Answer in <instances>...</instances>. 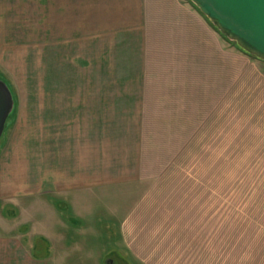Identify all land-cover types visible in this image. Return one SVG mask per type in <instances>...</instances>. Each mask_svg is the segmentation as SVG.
<instances>
[{"label":"crops","instance_id":"obj_1","mask_svg":"<svg viewBox=\"0 0 264 264\" xmlns=\"http://www.w3.org/2000/svg\"><path fill=\"white\" fill-rule=\"evenodd\" d=\"M18 48L53 67L124 62L132 80L149 83L30 87L34 101L16 102L0 151V200L30 209L36 239L28 249L18 236L0 235V264H102L103 250L87 242L101 235L87 231L85 216L87 198L106 205L109 191L120 199L107 215L119 217L116 241L133 264H264V242L251 237L248 216L238 221L218 207L205 211L197 184L188 191L159 177L155 158L140 147L146 104L184 110L200 87L207 102H219L236 76L250 72L236 63L249 64L250 56L237 55L243 52L188 0H0V62H17L6 56ZM61 48L71 57L62 59ZM45 195L63 203L56 210ZM27 197L31 202L21 203Z\"/></svg>","mask_w":264,"mask_h":264},{"label":"rangeland","instance_id":"obj_2","mask_svg":"<svg viewBox=\"0 0 264 264\" xmlns=\"http://www.w3.org/2000/svg\"><path fill=\"white\" fill-rule=\"evenodd\" d=\"M221 36L226 44L237 48L234 42ZM18 49L17 54L13 55L15 49L14 53L6 56L17 62H0V77L7 81L14 93L15 104L34 101L37 96L30 94V87H140L147 82L146 79L132 80L131 64L124 62L61 61L53 67L52 62L34 61L43 56L31 55L29 49L28 52L24 48ZM60 52L62 59L71 57L69 48H61ZM111 58L114 59L110 55ZM249 58L252 60L249 64L247 60L237 59V65L248 67L250 72L242 79L236 76L229 96L226 94L219 98V102H207L209 95L205 94V88L200 87V94L187 97L184 104L187 109L184 110H160L164 104H146L145 109L140 110V131L144 136L140 147L155 158L157 171L161 174L159 177L185 184L188 191L197 184V197L202 198L205 211L212 208L215 213L218 207L220 215L235 216L238 221H244L239 216H248L252 221L248 223L252 225L251 237L264 242V61L252 56ZM138 67L139 64L135 74L140 75ZM232 91H235V96L231 95ZM160 121H167L169 125L147 127L148 122L155 125ZM10 122L8 119L0 139V151ZM103 194L102 201L106 205H101L99 198H87L91 201L90 215L85 216L89 223L87 231L101 235L99 240L87 242L103 250L105 258L102 264H133L116 241L119 232L114 219L119 217L107 215V210L113 207L110 208L112 201L120 199V196L111 191ZM45 196L43 198L56 210L63 203L55 196ZM30 199L24 198L21 203L27 205ZM23 208L30 211L26 206ZM23 208L0 200V235L18 236L23 246L29 249L36 239V233L32 231L34 216L30 215L31 211L27 215L21 214ZM2 210H6L7 216L2 214ZM248 217L246 221H249ZM81 238L79 235L73 241L81 243Z\"/></svg>","mask_w":264,"mask_h":264},{"label":"water","instance_id":"obj_3","mask_svg":"<svg viewBox=\"0 0 264 264\" xmlns=\"http://www.w3.org/2000/svg\"><path fill=\"white\" fill-rule=\"evenodd\" d=\"M188 1L242 52L264 61V0ZM14 113L13 93L7 81L0 77V139Z\"/></svg>","mask_w":264,"mask_h":264},{"label":"trees","instance_id":"obj_4","mask_svg":"<svg viewBox=\"0 0 264 264\" xmlns=\"http://www.w3.org/2000/svg\"><path fill=\"white\" fill-rule=\"evenodd\" d=\"M205 19H206V18H205ZM206 20H207V19H206ZM207 22H208V20H207ZM208 23L212 26V24H211L210 22H208ZM212 27H213V26H212ZM213 28H214V27H213ZM214 29H215V28H214ZM215 30H216V29H215ZM216 31H217V30H216ZM238 49H239V48H238ZM239 50H240V49H239ZM2 212H3V213H2L3 215L7 216L8 213L6 212V210H2Z\"/></svg>","mask_w":264,"mask_h":264}]
</instances>
